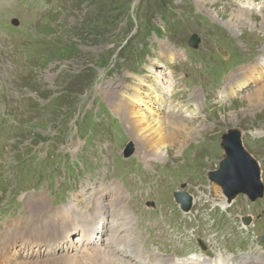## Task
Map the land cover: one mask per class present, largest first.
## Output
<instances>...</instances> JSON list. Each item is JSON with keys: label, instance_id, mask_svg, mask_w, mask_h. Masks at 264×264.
Segmentation results:
<instances>
[{"label": "rangeland", "instance_id": "374dc122", "mask_svg": "<svg viewBox=\"0 0 264 264\" xmlns=\"http://www.w3.org/2000/svg\"><path fill=\"white\" fill-rule=\"evenodd\" d=\"M34 1L39 10L24 0H0V234L8 241L7 230H23L31 210L49 220L46 209L62 214L80 203L86 208L82 213L91 216L95 198L113 184L125 196L119 206L125 205L114 228L110 220L116 213L100 210L98 215L109 220L84 249L74 242L80 234L56 244L63 248L55 251L56 245L46 242L22 245L25 236L7 242L5 249L31 255L24 260L53 264H65L69 255L95 264V250L122 257L114 253L121 247L131 259L137 247L148 264L187 252L204 251L230 262L262 255L264 197L249 201L238 195L220 206L225 197L205 177L217 168L224 137L237 130L264 184V97H244L264 87V0H202L205 6L200 0ZM12 17L19 20L20 34L4 27ZM192 33L200 38L196 48L187 43ZM168 50L170 60L164 57ZM257 61L262 64L247 72V87L231 83L229 75ZM135 75L141 81L134 83ZM165 78L168 87L159 86ZM143 82L147 85L138 84ZM138 87L146 101L138 108L128 105L135 108L133 115L151 126L164 117L159 97H152L157 92L165 102L182 105L196 131L169 144L170 133L158 149L145 146L141 134H132L128 112L121 110L129 99L121 93L130 96ZM192 90L199 96L195 106L189 102ZM163 126L169 129L167 121ZM128 142L133 153L125 159ZM181 184L193 198L187 212L172 196ZM134 230L137 235L131 236Z\"/></svg>", "mask_w": 264, "mask_h": 264}, {"label": "bare ground", "instance_id": "6f19581e", "mask_svg": "<svg viewBox=\"0 0 264 264\" xmlns=\"http://www.w3.org/2000/svg\"><path fill=\"white\" fill-rule=\"evenodd\" d=\"M200 1L205 6V1H202V0H200ZM208 1H210L212 3L215 2V0H208ZM234 17L236 19H238L237 17H239V16L237 13H235ZM232 18H229L230 24L233 22ZM170 46L173 48V51H174L175 47L173 45H170ZM163 49L166 51V48H163ZM172 53L173 52L168 50L166 53H164V57L167 60H170V58L173 55ZM166 54H168L170 57H167ZM262 58H264V57L262 56ZM263 62H264V60H263ZM258 67H259V65H258ZM255 69H256V64H253L252 66L250 65V68H248V70H246L245 72L239 71L240 73H234V74L229 75V80L231 81V83H233V82L236 84L238 83V85L240 86V89H243L250 84V83L249 84L247 83L250 81V79H249L250 75L248 76V74L250 72L254 71ZM247 72H249V73L247 74ZM258 77L260 78V76H258ZM135 79H137L138 81H141L138 78V76H136V75L134 76V83H136ZM167 82L168 81L165 78L163 82L161 81V84H159V86L165 87V86H167L166 85ZM138 84H140L142 86L147 85V84H145V82L138 83ZM225 88H227V87H225ZM132 89L134 90V92L130 96H128L127 92L125 93L127 95H125L124 93H121L122 97H126V99L129 98L127 101H125L122 104L121 110L125 114H126V111L128 112L126 115L128 118L127 117L126 118H127L129 128L132 131V134H136L138 138H139L138 135L141 134L140 139H142V141H144L145 146L151 147L153 149H158V146L162 147V145L167 144V136L166 135H168L170 133H171V136H170L169 144L172 141H175V138L177 135H180V134L184 135V139H185V134H187L189 132L191 133V132L196 131V129L194 127H193L194 129L191 127V123H193L195 120L191 121L189 119H193V118H188L187 116H185L183 114L184 111L182 110V105L179 106V104H171L172 102H170V103L165 102V100H164L165 97L163 96V99H162L161 94H158L157 92H154L152 97L153 96L155 98L159 97L158 100L160 102V106L162 107L161 111L163 112L164 117H160L158 119H155L154 126H151V124H152L151 121L150 122L148 121V123L146 124V120L144 118H142L141 116H139V114L133 115V113L135 112V108H134V110H133V108H128V105L130 103L132 104V106H134V107L137 106V108H138L140 105L142 106V104L146 101L144 99L145 98L144 95H143V98L140 97L142 95V92L140 93L141 88L138 87V88H132ZM244 97L247 98L249 101L262 100V98L264 97V87H259L256 89L254 88V89H252V91L245 94ZM155 98L150 97V100L152 103L153 102L157 103L155 101ZM169 98L171 99L172 96H170ZM198 98H199V96L194 94V92L192 91L190 98H189L190 101H192L194 104H196V103H198ZM152 110L155 111L156 114L160 113V108L158 106L153 107ZM140 114H143V113L140 112ZM165 121H167L169 124V129H167V130H165V128L163 126ZM192 135H194V134H192ZM140 139H139V141L141 142ZM181 141H182V139H181ZM140 146H143V145H140ZM169 146H171V145H169ZM157 154L153 155V156H157ZM240 193L243 194L244 192H240ZM121 195H122L121 189L119 190L117 188L116 184H113L109 188V191L105 190L104 192H101L100 195L95 198V204L97 206V211H95V213L92 214L93 215L92 217H88V216L80 217L79 212L77 210H74V209L64 211V213L60 215V213L57 212V210H53L52 208H48L49 206H47L46 208H48V209H46V212L48 214H50L49 217L52 215V218L48 220V219L43 217V215L45 214L44 212H38L35 210L27 211V213L23 219V226H24L23 230L20 231L19 226H18V228H15V231L13 233L8 234V230H7L5 235H8V237L6 238V239H8V241H5V239L2 238V234H0V264H9V263L14 264V262L19 260V259H21L19 261V264H53V262H51L48 259H45L42 263L37 262V261L34 262V261L24 260V259H30L31 255L28 256V254L20 253L16 249L13 252H8V250L5 249L7 242L9 244H14V242H16V240L23 238V236H25L27 239H30L32 242L38 244V242L44 241L47 238H55V236L56 237L67 236V234L65 233V230L70 229L69 232L71 234H80V237L74 241L75 244H77L79 246V249L86 248L89 245L88 241L92 239L93 234L99 233V231L97 232V230H99V227H96V232H95V227L93 230H91L92 226H90L93 224V220L95 219V215L99 212V210H101L103 208H108L109 216H112V215H110L111 213H114V212L116 213L115 217H112V220H110V227H112V228H114V226H116L117 223L122 219V215L119 213V211H120L119 208L123 209L125 204L122 203V205H120V206H119V204L121 202H123L122 198H124L125 196L124 195L121 196ZM37 199H38V201L43 203V206L45 205L44 200H42V198L37 197ZM222 203H220V206L221 205L223 207L229 206L228 203H225V202H222ZM76 207L78 210L80 209L79 205L78 206L76 205ZM84 209H86V208H84ZM75 214H78L79 217H76ZM107 218H106V222L108 221ZM100 219L104 220L105 216L104 215L101 216ZM43 222H46V225H43ZM103 224H104V222H103ZM101 232L103 233V230H101ZM112 232H114V231L112 230ZM131 232H132V233H130L131 236L137 235V232L135 230L131 231ZM3 234H4V232H3ZM112 242L115 244L113 239H112ZM26 243H27V241H24V243L22 245H26ZM105 246L110 247V242H106ZM70 247L75 248L76 250L78 248L77 246L74 247L73 242H72V244H70ZM52 250L55 251L54 248ZM95 251L99 255V258H100V259L99 258L96 259L95 264H145L142 260H137L135 263V261L133 259L127 257V255L124 254L125 250L122 247L118 248V249H114V253L118 252L122 257L115 256L111 253H100V252H98V250H95ZM13 257H16V258H14V262H12ZM96 257H97V255H96ZM131 261H134V262H131ZM168 263H173V264H228V261H226L225 259L220 260L217 258L210 259V256L209 257H203L202 255H193L191 257H188L184 260H179V261L178 260H172L171 258L160 259L159 263H156V264H168ZM238 263L239 264H264V255L256 256L254 259H248V258L240 257V259L238 260ZM65 264H81V262L78 259H76V257L74 258V257L69 255L66 257Z\"/></svg>", "mask_w": 264, "mask_h": 264}, {"label": "water", "instance_id": "95a60500", "mask_svg": "<svg viewBox=\"0 0 264 264\" xmlns=\"http://www.w3.org/2000/svg\"><path fill=\"white\" fill-rule=\"evenodd\" d=\"M17 23L16 21H13ZM200 38L193 33L187 43L191 47H197ZM223 55L224 52L219 50ZM224 157L216 171L209 173V178L215 181L222 189L227 201H231L239 192H244L251 200L262 196L263 185L259 180V173L253 165L252 160L243 149L240 141V133L231 130L225 137L222 144ZM133 153L131 142L126 144L123 156L128 157ZM175 198L184 210L191 206V198L183 191L175 192ZM152 202H146L151 205Z\"/></svg>", "mask_w": 264, "mask_h": 264}]
</instances>
